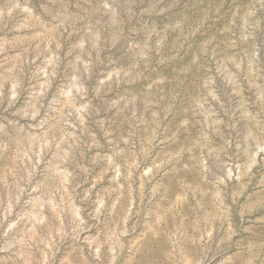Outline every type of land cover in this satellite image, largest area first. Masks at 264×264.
Instances as JSON below:
<instances>
[{
    "label": "rangeland",
    "instance_id": "1",
    "mask_svg": "<svg viewBox=\"0 0 264 264\" xmlns=\"http://www.w3.org/2000/svg\"><path fill=\"white\" fill-rule=\"evenodd\" d=\"M0 264H264V0H0Z\"/></svg>",
    "mask_w": 264,
    "mask_h": 264
}]
</instances>
